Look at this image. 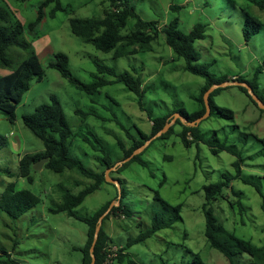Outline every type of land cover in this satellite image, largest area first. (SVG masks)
<instances>
[{
	"label": "rangeland",
	"instance_id": "1",
	"mask_svg": "<svg viewBox=\"0 0 264 264\" xmlns=\"http://www.w3.org/2000/svg\"><path fill=\"white\" fill-rule=\"evenodd\" d=\"M41 1L19 3L17 0H0L14 17L24 23L39 17ZM105 1L63 0L66 9L57 17L49 15L54 6L46 10L47 15L38 27L26 31V37L33 42L41 57L46 74L41 80H33L31 89L17 109L15 122L0 110V136L6 141L0 149V197L8 183L18 181L21 187L31 189L42 198L36 207L18 219L0 210V245H6L20 264H84L82 246L87 241L89 225L66 212H54L52 206L62 201L61 183L79 193L94 182L77 170L55 172L46 167V163L34 171V183H30L28 178H19L21 157L45 150L44 141L25 123V114L36 111L41 104L51 102L52 95H57L75 133L71 153L81 158L88 168L102 172L106 169L101 160L105 151L94 140V135L105 144L114 160L123 159L124 150L119 143L123 141L130 146L131 141L121 124L135 134H139V129L151 133L150 112L160 116L180 107L189 111L200 107L194 96L200 94L206 78L186 70L185 58L175 59L176 54L164 32L153 42V50L122 57H116L113 51L98 49L73 32L71 18L104 17L106 8L110 6L109 0ZM257 1L133 0V5L141 17L157 20L161 27L179 18L180 28L190 32L196 23H205L207 36L196 42L201 54L199 62L209 64L218 75L244 76L253 80L258 66L264 63V28L247 40L245 25L247 13L264 21V11L258 7ZM134 26L135 20L131 19L124 32H131ZM15 50L12 54L19 63L27 52L20 50L23 55L19 57ZM59 52L70 56L71 71L84 82L95 79V74L99 73L98 63L114 67L118 72L129 70L141 76L147 88L144 105L140 103L138 94L121 82L108 85L97 94L82 90L50 66ZM9 72L10 69L0 67V74ZM107 77L115 78L109 74ZM260 83L261 92H264V72ZM216 101L221 106L232 108L236 113L235 119L214 114L202 121L201 130L207 137H213L218 131V146L227 142L241 151L245 158L243 175L256 185L240 179L234 182L237 190L244 191L248 213H243L238 207L235 209L227 199L217 200L213 206L229 229L262 244L264 144L253 135L246 144L241 140V134L249 132L264 137V110L238 85L225 87L216 96ZM174 125L171 134L155 139L143 151L142 158L149 165L132 160L122 173L114 172V177L124 178L128 189L124 201L134 209V214L126 218L113 214L106 222L107 230L118 245H125L130 237H136L152 226L153 216L161 209L155 198L156 192L160 191L174 205L183 204L184 220L131 247V257L140 264H183L191 263L197 254H201L207 264H230L221 251L210 245L206 236L205 185L220 181L225 172L235 173L234 162L238 156L226 150L214 153L205 142H195L188 147L180 136L183 124L176 122ZM78 181L80 185L75 184ZM117 192L114 183L105 182L101 189L87 197L79 211L92 214L114 199ZM122 264L131 263L127 260Z\"/></svg>",
	"mask_w": 264,
	"mask_h": 264
},
{
	"label": "trees",
	"instance_id": "2",
	"mask_svg": "<svg viewBox=\"0 0 264 264\" xmlns=\"http://www.w3.org/2000/svg\"><path fill=\"white\" fill-rule=\"evenodd\" d=\"M27 1L29 0H17L19 3ZM109 2L110 6L106 8L104 17L71 18L73 32L84 38L86 42L93 43L100 50L105 52L113 51L116 57L132 55L140 51L153 50V42L164 32L167 42L176 54L175 59L180 57L185 58L186 70L206 78V82L202 86L200 94L194 96L200 103V107L197 110L189 111L185 107H180L176 108L171 113L160 116H155L150 112V120L153 122L151 133L139 129V134H135L124 124H121V126L127 130V134L131 141L130 146L126 145L123 141L119 143L124 150L123 159L133 154L137 148L162 130L175 112H181L191 121L203 116L207 111L205 93L215 83H221L232 79L248 81L253 85L260 97L264 99V92H261L260 89V76L264 72V63L258 66L254 79L248 80L244 76L233 78L226 75H218L211 70L209 64L199 62L201 54L196 47V42L207 36V25L205 23H196L190 32H185L180 28L179 18L161 27L159 21L146 20L141 17L137 12L136 6L133 5V0H109ZM257 5L264 11V0L257 1ZM52 6H54V8L49 14L51 17H57L59 12L65 11L66 9L63 0H42L39 5V17L34 21L24 23L19 18L14 17L10 9L0 2V67L11 70L9 73L0 74V110L6 112L9 119L13 122H15L18 117L17 109L24 100L25 94L31 89L33 80L35 78L41 80L46 74V68L42 63L41 57L34 47L33 42L26 37V31L28 29H36L45 19L47 15L46 10ZM131 19L135 20V26L131 32L125 33L124 29L128 27ZM263 28L264 21L262 19L247 13L245 25L247 40H250L255 33L261 31ZM14 48H16L15 52L19 57L23 55H21L20 50H25L27 52L19 63L16 62V58L12 54ZM50 66L58 69L64 77L70 79L78 87L90 94L100 93L102 88L114 83H124L129 90L138 94L140 103L142 106L144 105V99L147 94L145 80L129 70L118 72L114 67L98 63L99 73L95 74V79L91 82H84L73 74L71 71L70 56L64 52L57 53L51 60ZM108 74L115 78L109 79L107 77ZM239 87L259 106L246 87ZM223 89L224 87L218 88L211 94V116L217 114L227 119H235L236 113L232 108L221 106L216 101V96H218ZM24 120L27 126L44 141L45 150L35 153H26L21 157L20 171L18 174L19 178H28L30 183H34L35 175L33 173L36 171L34 168L35 164L40 159L49 157V161L45 166L51 170L58 173H64L69 169L77 170L83 176L94 181L79 193L65 188L64 184L61 183L60 186L63 189L62 201L52 206L54 212H66L70 216L84 220L89 225L87 241L84 246H82V252L84 254L83 263L91 264L93 260L91 247L95 239L99 219L107 211L114 199L109 200L97 211L89 215L81 213L79 207L85 202L89 195L101 189L103 184L108 182L106 169L115 166L122 159L114 160L105 144H103L96 135H94V140L98 142V145H102L105 151V156L101 158L106 167L104 171L98 172L92 170L86 166L81 158L74 156L71 153V143L75 134L74 129L67 118L63 103L57 95H52V101L41 104L36 111L25 114ZM178 123L183 124V130L180 132V136L188 147L195 142H205L211 146L214 153H220L226 150L238 156V159L234 162L236 169L235 173L225 172L224 178L220 181L205 185L207 196V202L204 205L206 213V236L210 245L221 251L229 259L230 264H264V242L258 244L252 239L244 238L235 231L229 229L216 214L213 206L217 200L227 199L235 209L238 207L243 213L249 212V206L244 201V191H239L234 186V182L238 179L247 184L256 185L252 179L243 175L245 158L242 152L236 149L234 145H230L227 142L218 146L216 142L218 131H215L213 137H207L201 130V124L199 126H192L183 123L180 119L177 121V124ZM175 126L176 125H173L168 132L160 137L164 138L171 134ZM236 127L239 128L240 126L236 125ZM252 135L264 144V137L249 132H242L241 140L247 144ZM5 143V139L3 141V138L0 136V149ZM95 146L97 147V144H95ZM143 153L136 155L132 160H140L142 164L149 165V162L142 158ZM129 162L119 167L117 171L114 170L112 175L114 176V172L122 173ZM119 179L123 185L122 204L120 206H115L104 220L96 244V264H122L127 260L131 264H140L136 259L131 257L129 249L140 242L146 241L159 230L170 228L177 221L184 220L182 215L183 204L174 205L165 199L160 191H157L155 198L160 203L161 209L153 216L152 226L142 231L138 236L130 237L125 245L121 244L123 248L115 255L116 251L114 250V246L117 245L118 242L107 230L106 222L113 214L118 216L119 213H121L129 217L134 214L132 207L124 201L128 195V189L124 183V178L119 177ZM75 184L80 185L81 182L78 181ZM117 189L118 192L115 198L119 195L118 186ZM232 197L235 199L232 200ZM41 201L42 198L31 189L18 188V181H14L7 184L6 189L0 197V210L8 213L12 218L18 219L26 212L36 207ZM262 207L264 209V203ZM2 263L20 264V262L13 257L12 251L9 250L6 245H0V264ZM192 263L207 264L201 254H197L191 263L183 264Z\"/></svg>",
	"mask_w": 264,
	"mask_h": 264
},
{
	"label": "water",
	"instance_id": "3",
	"mask_svg": "<svg viewBox=\"0 0 264 264\" xmlns=\"http://www.w3.org/2000/svg\"><path fill=\"white\" fill-rule=\"evenodd\" d=\"M231 85H238V86H244L249 90V93L252 95V97L254 98V100L259 104V106L264 109V99L260 97V95L255 91V88L253 87V85L251 83H249L248 81H242V80H228V81H224L221 83H215L214 85H212L208 91L205 93V101H206V105H207V111L206 113L201 116L200 118L191 121L188 117H186L185 115H183L181 112H177L174 114V116L168 121V123L165 125V127L160 130L157 134H155L152 138H150L149 140H147L142 146H140L139 148H137L133 154H131L129 157L119 161L115 166L107 169L106 171V177L107 180L109 182L115 183L118 187H119V197L117 200H114L110 207L108 208V210L100 217L99 219V223L96 229V234H95V239L94 242L92 244L91 247V254H92V262L91 264H96L97 262V256H96V244L98 242L99 236H100V232L102 230L103 224H104V219L105 217L112 211V209L115 206H120L122 203V196H123V187L121 184L120 179L112 177L111 176V172L113 170L118 169L120 166L124 165L126 162L130 161L131 159H133L136 155L142 153L151 143L152 141H154L155 139H157L158 137L162 136L163 134H165L166 132H168L170 130V128L174 125V123H176L178 121V119H181L185 124L188 125H192V126H199L200 123L208 118L211 114H212V104H211V94L218 88L221 87H228ZM49 161V157H44L41 160H39L36 164H35V169L39 170L41 168H43L44 164L47 163Z\"/></svg>",
	"mask_w": 264,
	"mask_h": 264
},
{
	"label": "clouds",
	"instance_id": "4",
	"mask_svg": "<svg viewBox=\"0 0 264 264\" xmlns=\"http://www.w3.org/2000/svg\"><path fill=\"white\" fill-rule=\"evenodd\" d=\"M234 77H235V76H234ZM235 78H237V77H235ZM232 80H233V79H232ZM234 80H235V79H234ZM237 80H239V79H237ZM249 83H250V82H249ZM224 88H225V87H224ZM175 113H177V112H175ZM175 113H174V114H175ZM174 114L170 117V119L174 116ZM183 115H184V114H183ZM211 115H212V114H211ZM211 115H210V116H211ZM178 120H179V119H178ZM180 120H181V119H180ZM204 120H205V119H204ZM204 120H203V121H204ZM182 122H183V121H182ZM152 123H153V122H152ZM183 123H184V122H183ZM201 123H202V122H201ZM201 123H200V124H201ZM253 134H254V133H253ZM259 136H260V135H259ZM152 142H153V141H152ZM247 144H248V143H247ZM133 153H134V152H133ZM142 153H143V152H142ZM140 154H141V153H140ZM128 157H129V156H128ZM126 158H127V157H126ZM124 159H125V158H124ZM40 160H41V159H40ZM122 160H123V159H122ZM131 160H132V159H131ZM128 162H129V161H128ZM126 163H127V162H126ZM122 166H123V165H122ZM120 167H121V166H120ZM34 168H35V167H34ZM108 169H109V168H108ZM118 169H119V168H118ZM118 169H116V170H118ZM35 170H36V169H35ZM112 177H114V176H112ZM115 178H118V179H119V177H115ZM120 181H121V180H120ZM114 184H115V183H114ZM121 184H122V183H121ZM115 185H116V184H115ZM122 187H123V185H122ZM118 188H119V187H118ZM119 193H120V191H119ZM118 197H119V195H118ZM118 197H117V198H114V200H117ZM122 199H123V196H122ZM114 200H113V201H114ZM113 201H112V202H113ZM121 204H122V203H121ZM109 207H110V206H109ZM132 209H133V208H132ZM107 210H108V209H107ZM112 210H113V209H112ZM133 210H134V209H133ZM110 213H111V212H110ZM110 213H109V214H110ZM109 214H108V215H109ZM108 215H107V216H108ZM107 216H106V217H107ZM106 217H105V218H106ZM118 217H121V218L125 217V218H126L127 215H126V214H121V213H119ZM104 220H105V219H104ZM117 248H118V249H117ZM122 248H123L122 245H118V244L115 245V246H114V250L116 251L115 255H117L118 252H119Z\"/></svg>",
	"mask_w": 264,
	"mask_h": 264
},
{
	"label": "crops",
	"instance_id": "5",
	"mask_svg": "<svg viewBox=\"0 0 264 264\" xmlns=\"http://www.w3.org/2000/svg\"><path fill=\"white\" fill-rule=\"evenodd\" d=\"M18 188H23V187H21V186L18 184Z\"/></svg>",
	"mask_w": 264,
	"mask_h": 264
},
{
	"label": "built area",
	"instance_id": "6",
	"mask_svg": "<svg viewBox=\"0 0 264 264\" xmlns=\"http://www.w3.org/2000/svg\"><path fill=\"white\" fill-rule=\"evenodd\" d=\"M118 249V248H117Z\"/></svg>",
	"mask_w": 264,
	"mask_h": 264
}]
</instances>
